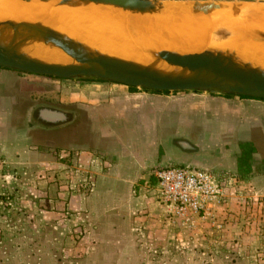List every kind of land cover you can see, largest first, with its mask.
<instances>
[{"label":"rangeland","instance_id":"374dc122","mask_svg":"<svg viewBox=\"0 0 264 264\" xmlns=\"http://www.w3.org/2000/svg\"><path fill=\"white\" fill-rule=\"evenodd\" d=\"M223 28L208 24L205 40L213 32L220 41L230 38ZM150 93L178 98L186 95L194 100L177 101L178 110L208 106L194 99L197 97L192 94L199 93ZM73 111L68 109L64 124L35 115L34 122L41 128L34 134L38 143L44 138L48 141L45 149L50 161L14 164L0 159V264H264V196L254 192L246 180L240 185L241 192L213 219L170 213L157 203L148 185L139 183L121 193L125 198L122 202L113 199L110 192L95 199L92 193L104 172L93 177L94 188L90 190L85 186L89 170L81 158L91 154L105 160V147L112 146L118 152L123 146L115 136L106 140L92 137L84 113ZM197 115L192 130L189 124L187 127L192 138L165 136L158 146L152 143L150 133L146 137L144 131L132 135L133 131L127 130L123 153L142 160L148 155L154 166L179 167L184 158L195 155L206 164L212 163L217 146L208 138L195 140L201 121ZM74 116L81 117L80 123L72 122ZM180 118L178 115V122ZM57 125L65 128L59 130ZM79 125L80 134H76ZM129 140L132 142L127 144Z\"/></svg>","mask_w":264,"mask_h":264},{"label":"crops","instance_id":"0c3cea01","mask_svg":"<svg viewBox=\"0 0 264 264\" xmlns=\"http://www.w3.org/2000/svg\"><path fill=\"white\" fill-rule=\"evenodd\" d=\"M192 95H196V101L208 106L200 109L186 106L178 110L177 101L192 98L135 91L105 82L53 79L0 68V159L14 164L50 161L45 149L48 141L44 138V142L38 143L34 134L41 128L34 122L35 115L38 113L49 122L64 124L68 109L78 110L84 113L92 137L106 140L115 136L120 139L123 149L118 152L112 146L104 148L106 156H102L110 167L98 177L92 195L97 199L102 193L110 192L113 199L122 202L124 200L121 199L125 198L121 193L127 188L137 183L144 186L153 184L151 172L160 167H170L168 164L154 166L148 155L142 160L124 154V132L133 131L134 135L144 131L146 137L150 133L152 143L157 146L164 142L165 136L175 140L189 139L192 138L193 117L198 114L201 117L200 131L195 140L208 138L213 141L217 146V157L206 164L207 161L195 155L184 158L179 165L234 174L241 180L240 185L246 180L254 192L264 196V101ZM178 115L181 122H178ZM80 121L81 117H73V123ZM64 128L65 125H59L57 129ZM76 134H80V125L76 126ZM130 142L132 140L127 144ZM38 149L40 151H36Z\"/></svg>","mask_w":264,"mask_h":264},{"label":"water","instance_id":"95a60500","mask_svg":"<svg viewBox=\"0 0 264 264\" xmlns=\"http://www.w3.org/2000/svg\"><path fill=\"white\" fill-rule=\"evenodd\" d=\"M38 3L57 1V7L98 6L120 10L131 16H163L170 5L192 3L214 15L232 4L263 6L257 3L187 2L155 0H36ZM220 41L223 45L237 39ZM9 34V41L0 40V68L28 75L60 80L91 81L118 84L157 93H199L264 100V70L240 61L233 51L210 49L196 54H178L157 50L154 58L174 70L161 73L151 67L121 60L92 51L40 24L0 21V36ZM253 39L264 44V33L255 31ZM38 40L61 50L73 62L53 64L29 58L20 52L22 46Z\"/></svg>","mask_w":264,"mask_h":264},{"label":"bare ground","instance_id":"6f19581e","mask_svg":"<svg viewBox=\"0 0 264 264\" xmlns=\"http://www.w3.org/2000/svg\"><path fill=\"white\" fill-rule=\"evenodd\" d=\"M0 21L40 24L100 54L151 67L161 73L174 70L154 58L157 50L196 54L210 49L233 51L242 62L264 70V44L253 33H264V7L232 4L208 15L199 6L170 5L163 16H131L109 7H57V1L0 0ZM208 24L228 28L237 39L219 45L218 33ZM9 34L0 36L4 43ZM205 42V43H204ZM204 43V44H203ZM20 52L46 63L68 65L72 60L61 50L31 40Z\"/></svg>","mask_w":264,"mask_h":264},{"label":"built area","instance_id":"2783aa9c","mask_svg":"<svg viewBox=\"0 0 264 264\" xmlns=\"http://www.w3.org/2000/svg\"><path fill=\"white\" fill-rule=\"evenodd\" d=\"M79 155L81 158V154ZM81 159L86 162L89 170L85 186L92 190L93 177L108 170L110 165L106 160L91 154ZM2 166L3 162H0V168ZM150 178L154 183L149 184L148 188L153 190L157 203L183 218L195 216L213 219L216 213L224 211L234 196L241 192V180L236 175L223 171L170 166L153 170ZM239 205L242 203L239 202Z\"/></svg>","mask_w":264,"mask_h":264},{"label":"trees","instance_id":"16d2710c","mask_svg":"<svg viewBox=\"0 0 264 264\" xmlns=\"http://www.w3.org/2000/svg\"><path fill=\"white\" fill-rule=\"evenodd\" d=\"M225 97H230V96H225ZM241 98H243V97H241ZM264 101V100H263Z\"/></svg>","mask_w":264,"mask_h":264}]
</instances>
